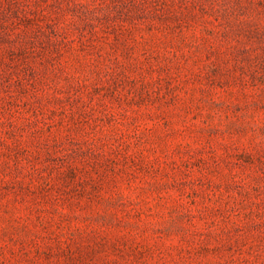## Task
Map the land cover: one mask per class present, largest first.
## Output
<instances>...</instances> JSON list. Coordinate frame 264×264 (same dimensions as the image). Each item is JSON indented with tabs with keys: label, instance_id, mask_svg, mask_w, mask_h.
Returning <instances> with one entry per match:
<instances>
[{
	"label": "rangeland",
	"instance_id": "1",
	"mask_svg": "<svg viewBox=\"0 0 264 264\" xmlns=\"http://www.w3.org/2000/svg\"><path fill=\"white\" fill-rule=\"evenodd\" d=\"M0 264H264V0H0Z\"/></svg>",
	"mask_w": 264,
	"mask_h": 264
}]
</instances>
